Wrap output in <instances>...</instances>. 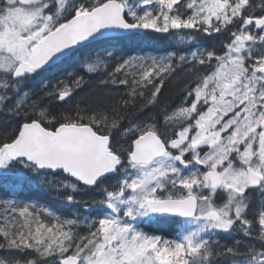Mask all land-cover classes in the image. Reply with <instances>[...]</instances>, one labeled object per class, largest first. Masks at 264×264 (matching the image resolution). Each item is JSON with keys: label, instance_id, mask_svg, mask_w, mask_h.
<instances>
[{"label": "snow or ice", "instance_id": "obj_1", "mask_svg": "<svg viewBox=\"0 0 264 264\" xmlns=\"http://www.w3.org/2000/svg\"><path fill=\"white\" fill-rule=\"evenodd\" d=\"M139 30L221 43L128 56L98 81L122 95L77 98L97 70L99 38L115 46ZM182 69L180 104L157 108ZM0 111L13 118L0 132V181L13 177L15 191L46 173L100 193L69 203L104 206L82 220L0 199V264H264V0H0ZM152 217L192 227L168 238L137 226ZM234 230L241 238L220 245Z\"/></svg>", "mask_w": 264, "mask_h": 264}, {"label": "trees", "instance_id": "obj_2", "mask_svg": "<svg viewBox=\"0 0 264 264\" xmlns=\"http://www.w3.org/2000/svg\"><path fill=\"white\" fill-rule=\"evenodd\" d=\"M187 33L190 34V31ZM152 34L153 35L149 40H142L143 38H138L135 40V43L122 41L115 46H113L111 38H101L100 41H102V43L94 46L92 59L90 61L94 63L98 62L97 70L95 73L89 74L87 79H89L90 82L86 87H83V91L77 90V98L97 90L119 93L122 95L125 92L123 87H118L115 85H109L107 88H104L103 86L98 87V81L104 78L105 70L111 71L116 66L118 61L122 62L123 58L128 57L126 52H128V50L131 49L134 44L139 46H143V44L149 46L148 43H150L151 46L149 47L151 48V51H166L169 53L178 52L180 54H186L189 51H196L198 49H208L212 48L213 46L219 47L221 43V39L219 37L214 38L213 36L197 34L195 32H192V36L190 35L192 37L191 42H184L180 39V37H176L171 33H168L167 35L165 33L163 34L153 32ZM180 34L183 36L184 33L180 32ZM175 38L177 39L175 40ZM67 70L81 71V69H74L72 66H68ZM186 78V72L183 69L177 72L176 75L171 78L164 89L163 94L160 96L161 103L157 105V108L167 104L170 106L171 110L175 109L180 104V93ZM129 79H131V77H129ZM36 86L38 87L39 85L37 84ZM137 106H139V102ZM155 110L156 109H151V111ZM129 111L132 110L129 109ZM0 112V132H3L5 129L10 130L13 123V118L11 116L5 115L2 111ZM41 179H43L48 184L47 187H44L41 184ZM60 179V177H53L46 173H41L40 175L37 173H30L27 174L26 179L23 181L22 187L12 191L8 184L17 183V181L13 177H9L8 183L0 181V199H11L20 201L22 203H35L38 206H46L50 210L55 211L58 215L71 219H77V216L74 215L76 213L81 214L79 219L82 220L85 218H98L97 214L102 212L104 208L103 205L92 204L90 207L86 208L82 203H69L65 198L68 194H73L76 197V201L88 200L89 197H95L97 200H99L100 193H97L95 190L74 191L72 189H66L60 186ZM219 201L223 202V199ZM3 212L4 209L2 206H0V213ZM0 219H3L2 215H0ZM79 230L83 231V226H80ZM221 235L218 237L220 245L231 242V237L222 238ZM227 236L231 235L227 234ZM24 258L31 259L32 254H28ZM217 263L227 264V261L221 259L218 260ZM47 264H52V261L48 260Z\"/></svg>", "mask_w": 264, "mask_h": 264}, {"label": "rangeland", "instance_id": "obj_3", "mask_svg": "<svg viewBox=\"0 0 264 264\" xmlns=\"http://www.w3.org/2000/svg\"><path fill=\"white\" fill-rule=\"evenodd\" d=\"M158 58H159V57H158ZM257 192H258V191H257ZM259 195H260V194H259ZM260 199H261V197H260ZM259 202H260V201H258V204H259ZM183 223L186 224V225H189V224H187V223L184 222V221H183ZM256 228L258 229V225L256 226Z\"/></svg>", "mask_w": 264, "mask_h": 264}, {"label": "bare ground", "instance_id": "obj_4", "mask_svg": "<svg viewBox=\"0 0 264 264\" xmlns=\"http://www.w3.org/2000/svg\"><path fill=\"white\" fill-rule=\"evenodd\" d=\"M213 44V43H212ZM174 80V79H173ZM21 199V198H20Z\"/></svg>", "mask_w": 264, "mask_h": 264}]
</instances>
